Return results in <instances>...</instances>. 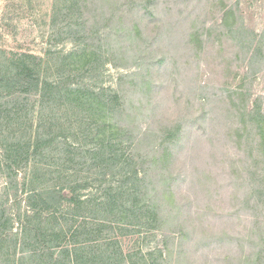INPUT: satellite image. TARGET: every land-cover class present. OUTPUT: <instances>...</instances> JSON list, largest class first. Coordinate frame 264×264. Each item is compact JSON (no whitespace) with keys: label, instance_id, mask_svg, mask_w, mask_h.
I'll return each mask as SVG.
<instances>
[{"label":"rangeland","instance_id":"374dc122","mask_svg":"<svg viewBox=\"0 0 264 264\" xmlns=\"http://www.w3.org/2000/svg\"><path fill=\"white\" fill-rule=\"evenodd\" d=\"M229 25L244 27L241 35ZM259 41L260 63L250 70ZM87 42L103 51L98 70L69 64L68 55ZM25 54L35 57L30 65L40 82L117 92L111 120L124 131L113 140L125 142L94 156L97 130L91 134L84 111L29 87L1 88L0 201L15 233L24 237L37 224L57 231L62 244L51 251L58 260L64 247L81 251L84 244L74 243L84 241V230H94L98 252L120 249L127 264L150 263L155 249H163L165 264H205L208 253V264H219L215 258L242 253L233 238L247 239L248 249L249 235H257L246 196L255 141L239 129L245 107L264 111V0H0V75L9 58ZM173 127L181 136L166 142ZM136 171L146 179L145 197L169 221L161 229L117 220L110 210V195L122 200ZM76 186L78 207L67 198L44 210L31 204L40 203L39 193L69 194ZM178 213L187 228L206 227L211 250L170 231ZM41 241L37 256L52 244ZM153 258L163 261L159 252Z\"/></svg>","mask_w":264,"mask_h":264},{"label":"trees","instance_id":"16d2710c","mask_svg":"<svg viewBox=\"0 0 264 264\" xmlns=\"http://www.w3.org/2000/svg\"><path fill=\"white\" fill-rule=\"evenodd\" d=\"M84 0V6L86 2ZM73 6V5H72ZM233 9L229 8L225 12L226 19L227 17L233 14ZM85 16V11H81V17ZM87 21L84 19V27ZM230 31L233 34L241 35V30L244 27H238L235 29V25L230 26ZM85 32V29H84ZM85 34V33H84ZM88 36V35H86ZM195 39V37L193 38ZM260 41L253 49L252 54H250V65L249 69L252 70L253 66H257L260 63V57L258 51H260ZM253 46V45H252ZM258 50V51H257ZM103 51L94 48L91 46V43H85L84 47L81 50L71 52L68 55L69 64H72L74 67L86 69V71L98 70L101 66H105V61H102L104 57ZM26 58V59H25ZM31 59H35L32 55H21L19 57L9 58L8 64L2 70L0 75V89L5 88L8 93L14 92L16 89H26L27 87L32 88L30 90H36L37 93L54 95V98H63L62 103L69 104L74 110H82L88 117L91 118L90 127L92 128L91 134L94 129L97 130L94 138L99 143L98 151L94 156L104 155L106 149L114 146V143H124V140L114 141L115 135L117 132L124 131L122 127H117L115 123H112L111 116L114 115L118 108V100L120 99L119 94L108 93L106 89L96 92L92 87L89 86H72L70 83H66L63 79H60L58 82L51 80L39 81V77H36V69L34 66L30 65ZM65 64V63H64ZM62 64V65H64ZM90 68V69H89ZM248 69V71H249ZM19 85L21 88H19ZM52 93V94H51ZM243 123L244 126L241 127V130L247 137H253L255 143L250 145L249 157L253 158L251 162H247L246 171H247V180L249 185V195L248 206L255 213L254 225L252 227V232L257 233L254 237L252 234L249 235V246L246 250L244 241L247 239H234L238 241L237 248L241 247L242 253H228L224 257L215 258L216 263L223 264H264V217L261 219L260 214H264V111L261 107L257 106H247L243 111ZM93 125H96V128H93ZM89 127V128H90ZM120 128V129H119ZM119 129V130H117ZM241 132L239 131V134ZM94 135V134H93ZM181 136V131L179 127L168 129L164 135V140L166 142H177ZM163 142V141H162ZM100 146V147H99ZM13 147V146H12ZM117 155L115 154L114 157ZM136 181L130 184V186L124 185L122 193V200H118L116 195H110L109 207L111 212L115 213L118 218L117 220L126 221V219L132 218L135 220L137 226L141 224L147 225L152 229H161L163 226L169 223L168 219L163 216L161 206L155 202L152 198L145 197L143 188L146 187V179L138 178L139 171L134 172ZM71 188V186H69ZM79 187V186H78ZM76 187L70 189L69 194H63V189L60 191H49L42 195L39 193L37 198L40 203L33 202L31 203L33 207L40 208L42 210L50 208L55 204L51 201L59 199L70 200L75 203L74 205H80L82 201L77 195H73V191L76 190ZM80 188V187H79ZM67 196H70L69 198ZM261 210V211H260ZM261 219V220H260ZM182 220V222H181ZM173 227L170 231L179 232L182 234V238L185 240H193L197 244V249L203 248L211 250L212 244V234L207 232L206 227H192L187 228L184 226L185 221L181 218L180 213L174 217ZM183 223V225L181 224ZM135 225V226H136ZM177 230V231H176ZM100 229L98 232L100 233ZM84 230V251H76V247L73 249L74 260L73 263L78 261L79 258H84V264H127L125 262V256L122 251L119 249L112 251L110 254L109 251L102 250L98 252L95 245H91V242H96L97 238H94L92 233L89 231L85 235ZM131 231H125L123 234H130ZM43 236L47 237L46 232H42ZM195 234V239L192 236ZM214 240V239H213ZM81 242V241H80ZM80 242H75L74 244H79ZM252 242V243H251ZM185 244V243H183ZM60 241L57 242L56 247H59ZM239 246V247H238ZM98 247V246H97ZM67 256L70 254L69 249L64 250ZM107 251V252H106ZM199 251V250H198ZM120 252V253H119ZM159 252V258L163 260L161 263L156 261L154 255ZM113 253V254H112ZM163 249L153 250L148 253L152 261L145 262V264H165ZM203 255V253H202ZM205 264H208V254H204ZM133 264H140V262H134Z\"/></svg>","mask_w":264,"mask_h":264},{"label":"crops","instance_id":"0c3cea01","mask_svg":"<svg viewBox=\"0 0 264 264\" xmlns=\"http://www.w3.org/2000/svg\"><path fill=\"white\" fill-rule=\"evenodd\" d=\"M5 209L4 204L0 201V264H84V260H80L82 258H79L78 261L76 260V262L73 263L74 255L72 256V254L74 251L70 246L64 247L62 251L65 254V258H61L63 262L61 259L58 260V258H56L55 253L51 250L56 248L58 241H60L61 245L62 239H56L55 236H58L59 233L51 230L49 226L44 229L38 224L33 225L34 227L30 226L24 231V237H21V234L15 233L13 231L12 217L7 214ZM42 232H46L47 237L43 236ZM62 233L65 234L63 229L60 236H63ZM38 236L44 237V240H38ZM40 241L52 244L46 247V253L42 256H37L35 252H40ZM80 243L84 244L82 241ZM65 249L70 250L68 256L64 251ZM76 251H78V249H76ZM81 251H84V247L81 248Z\"/></svg>","mask_w":264,"mask_h":264}]
</instances>
